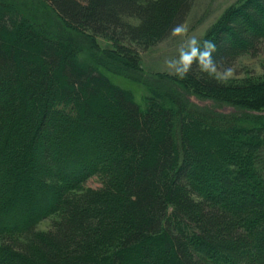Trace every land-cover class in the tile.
Returning a JSON list of instances; mask_svg holds the SVG:
<instances>
[{
    "label": "trees",
    "instance_id": "1",
    "mask_svg": "<svg viewBox=\"0 0 264 264\" xmlns=\"http://www.w3.org/2000/svg\"><path fill=\"white\" fill-rule=\"evenodd\" d=\"M192 2L0 0V264H264V107L247 101L264 82L210 72L261 53L264 0L229 8L181 78L144 75L138 50ZM98 68L168 101L142 109Z\"/></svg>",
    "mask_w": 264,
    "mask_h": 264
},
{
    "label": "rangeland",
    "instance_id": "2",
    "mask_svg": "<svg viewBox=\"0 0 264 264\" xmlns=\"http://www.w3.org/2000/svg\"><path fill=\"white\" fill-rule=\"evenodd\" d=\"M244 0H193L190 12L185 22L178 28L170 37L157 44L147 51L138 50L139 67L144 72V75H152L159 77L181 78V65L184 59L194 53L199 47L206 42L207 31L221 18V16L229 9L239 6ZM96 43L99 49L104 52L114 51L112 43L104 38H96ZM72 55L71 52H69ZM69 55V56H70ZM264 61V46L260 54L256 56L245 55L240 57L230 67L221 71H210L215 79L230 87L242 88L243 85L258 84L264 82V71L262 65ZM77 62L82 66L92 65L91 61L77 56ZM108 80L110 85L124 92L136 105L142 109L155 101L159 104H164L168 101L163 93L156 91L147 83L129 78L123 74H116L104 69L98 68ZM211 75V74H210ZM263 97L242 98L247 101H255L264 107ZM263 99H261V98ZM261 100H260V99ZM189 102L199 108H212L216 112L232 115L234 110L231 107H215L210 101L198 100L194 97H189ZM264 115V114H263ZM195 119V118H193ZM196 120V119H195ZM199 121V119L197 120ZM202 121V120H200ZM208 126L218 129H226V125L230 123L208 121ZM251 125V124H249ZM242 127H250L247 124ZM200 131V130H199ZM95 186L94 182L87 184ZM50 217L40 221L37 225V230L46 232L51 225Z\"/></svg>",
    "mask_w": 264,
    "mask_h": 264
}]
</instances>
